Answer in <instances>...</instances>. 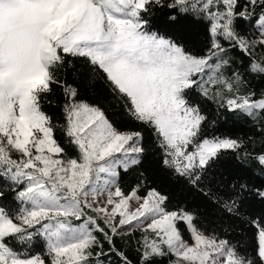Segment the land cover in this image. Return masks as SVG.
Listing matches in <instances>:
<instances>
[{
  "label": "snow or ice",
  "instance_id": "snow-or-ice-1",
  "mask_svg": "<svg viewBox=\"0 0 264 264\" xmlns=\"http://www.w3.org/2000/svg\"><path fill=\"white\" fill-rule=\"evenodd\" d=\"M153 7L207 19L208 49L195 55L150 31L145 16ZM237 20L254 21L251 38L238 32ZM221 40L249 56L264 48V0H0V177L19 204H0V264H103L110 253L130 264L114 238L135 230L141 264L168 256V264H264V226L258 225L250 254L203 229L186 207L170 210L169 197L156 188L141 195L137 184L125 192L118 178L140 162L143 132L117 128L106 109L80 98L56 74L69 56L101 71L127 118L157 137L163 165L195 185L223 151H239L243 143L202 135L207 117L189 93L199 89L254 121L264 113V93L242 94V75L221 71L228 64ZM249 71L264 75V58L253 59ZM53 84L63 88L59 130L75 156L41 107ZM215 85L221 87L209 95ZM244 155L264 165V152ZM257 194L264 198V191ZM235 203H226V210ZM37 237L43 248L34 252Z\"/></svg>",
  "mask_w": 264,
  "mask_h": 264
},
{
  "label": "trees",
  "instance_id": "trees-1",
  "mask_svg": "<svg viewBox=\"0 0 264 264\" xmlns=\"http://www.w3.org/2000/svg\"><path fill=\"white\" fill-rule=\"evenodd\" d=\"M167 3L168 0H165ZM176 16L171 20L170 16ZM149 21V30L182 45L187 51L195 55L203 54L211 42L210 22L192 15L177 14L167 7H153L151 13L145 16ZM254 21L237 20L236 28L243 36L251 38ZM226 51L223 58L228 61L221 71L227 77L239 72L245 83L240 92L254 91L256 97L264 93V75H256L249 71L253 59L260 61L264 58V48H257L252 56L242 52L238 47L221 40ZM64 67L57 71V77L72 85L79 91V97L91 103L99 104L106 109L108 118L120 129H138L143 132L144 153L140 162L130 167L127 172L121 171L118 178L120 187L130 191L137 184L142 185L141 195L149 188H156L169 197L168 208L183 206L198 217L199 225L208 232L215 231L222 238H227L242 250L252 253L258 232V225L264 226V198L257 192L264 191V165L254 158L245 157V152L252 156L264 152V113L257 120L240 111H229L220 107L217 100L205 98L199 89L189 93L192 103L198 104L207 117L202 135L208 137H230L242 141L243 147L239 151H223L202 173L197 184L188 182L186 177L173 174L162 163L161 149L158 147L157 137L153 131L142 125L131 122L124 113L122 104L115 102L104 74L81 58L67 57ZM220 85L209 86L212 95ZM51 92L44 95L41 101L42 110L47 113L52 122L57 125L56 138L67 149L68 154L77 153L66 141L60 126L64 123L63 104L65 97L63 88L53 84ZM227 95L232 93L225 92ZM246 184V189L240 185ZM0 190L3 197L0 204L12 208L19 207L15 199V191L10 182L0 177ZM235 200L232 211L225 208L226 203ZM183 228V225H181ZM186 235V234H185ZM139 230L114 238L115 246L124 252L130 264H141ZM103 252L109 253L107 241ZM43 241L37 237L32 251H41ZM96 251H100L99 248ZM173 257L156 259L153 264H168ZM103 264H121L120 257L110 253L101 257ZM92 264H96L93 259Z\"/></svg>",
  "mask_w": 264,
  "mask_h": 264
},
{
  "label": "rangeland",
  "instance_id": "rangeland-1",
  "mask_svg": "<svg viewBox=\"0 0 264 264\" xmlns=\"http://www.w3.org/2000/svg\"><path fill=\"white\" fill-rule=\"evenodd\" d=\"M105 198H106V194H103V195H100V196L97 197V199L100 200V201H103ZM138 203L139 202H133L132 203V208H135L136 206H138Z\"/></svg>",
  "mask_w": 264,
  "mask_h": 264
}]
</instances>
